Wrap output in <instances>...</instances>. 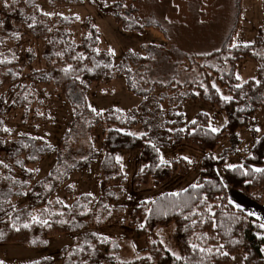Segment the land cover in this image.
<instances>
[{"label":"rangeland","instance_id":"obj_1","mask_svg":"<svg viewBox=\"0 0 264 264\" xmlns=\"http://www.w3.org/2000/svg\"><path fill=\"white\" fill-rule=\"evenodd\" d=\"M236 19L240 25L233 44L238 47L222 50ZM258 38L264 39V0H35L31 7L27 0H0V60L12 64L0 68V127L11 129L0 139V153L13 159L22 171L16 180L0 176V198L23 199L18 204L26 209L18 213V221L15 217L17 223L28 217L30 210H39V215L52 222L51 228L32 225L17 242H0V260L30 264L51 257L55 264H71L79 253L91 264H100L103 253L95 246H85L99 236L115 243L113 253L120 263L143 257L145 250L151 252L153 240H163L165 248L181 254L174 237L175 224L158 228L154 237L136 239L134 229L140 228L145 218L136 220L134 211L143 201L177 193L201 180L200 163L205 153L185 141L173 144L176 128L170 121L176 122L178 113L186 125L199 113H207L209 122L221 130L229 122V112L241 117L245 127L232 134L225 132L214 156L234 164H243L250 156L256 140L264 136V107H258L264 105L260 92L264 91V41L261 45ZM62 43L68 63H74L73 57L81 53L88 63L78 59L75 70L67 74L62 68L65 64H50ZM254 43L257 46L251 48V55L260 64L252 58L239 61L237 49L247 50L244 45ZM93 48H99L100 55ZM109 48L115 50L114 57L107 55ZM109 63L112 67L103 66ZM81 69H91L103 79L90 83L82 77ZM237 72L255 84L234 95L226 80ZM65 81L73 82L64 90L61 85ZM213 81L224 95H233L237 101L230 105L221 100L218 106L207 102ZM72 93L86 97L103 115L93 113L82 100L75 103ZM253 111L246 121L244 113ZM74 116L91 132L83 168L69 173L74 158L63 154L59 144L63 139L67 144V137L68 141L72 137L67 129ZM257 127L260 132L254 130ZM169 128L174 131L168 132ZM112 131L147 132L141 139L155 142L165 159L173 163L188 156L193 163L186 174L183 169L173 170L157 184L140 175L145 144L133 147L131 142L116 153L124 158L125 179L119 165L107 157L106 142ZM26 134L43 139L21 138ZM217 169L225 181L224 168L218 165ZM69 184L75 188L70 189ZM229 189L231 196L241 193ZM25 192L27 196L21 195ZM89 192L94 200L85 195ZM57 197L71 207L57 204ZM104 205L111 209V216ZM44 208L65 215L49 216ZM59 219L69 223H55ZM0 234L5 236L2 225ZM233 257L232 264H244L242 253Z\"/></svg>","mask_w":264,"mask_h":264},{"label":"trees","instance_id":"obj_2","mask_svg":"<svg viewBox=\"0 0 264 264\" xmlns=\"http://www.w3.org/2000/svg\"><path fill=\"white\" fill-rule=\"evenodd\" d=\"M34 1L35 0H27V3H29L31 7L34 4ZM239 2L240 0H238V3ZM239 25H240L239 20L236 19L235 26L233 27L230 34L226 38L222 46V50L234 49L232 45L235 36L238 32ZM40 29H41L40 31L42 32L43 29L42 28ZM259 38L256 40V42L262 45L264 43L263 42L264 39L263 41H261L260 40L261 38L260 39ZM256 44L257 43H254L249 47H246L247 50H244L243 48L237 49L239 61L245 58H252L254 61H256L257 65L260 64L259 61L251 55L252 53L251 48L256 47L257 46ZM63 46L64 43L58 46V48H60V52H59L60 55L56 54V58H54L53 60L51 59L50 64L60 67H62L63 64H65V66L62 67L64 69L68 65H72V66L75 65L74 63H77L78 59H75L74 63H68V61L65 59L67 52ZM76 51H78V49H76ZM69 53L72 55V52ZM87 61H88L87 59L80 60V62H85V63ZM11 65H12L11 63L7 64V62L0 63V68L10 67ZM260 69L261 70L263 69L261 65H260ZM81 75L82 77L86 78L90 83H94V82L98 83L101 82V80L103 79L100 76H98V74L95 71L93 70L89 71V69L83 70ZM69 82H73V81H69ZM69 82L65 81L64 83H62L61 85L62 89L65 90L66 85ZM226 83L228 86L234 88L235 90L233 92L234 95L236 94L239 95V93H241L243 89H246L249 86L255 84L254 82L248 81V83L243 84L242 88L240 89L235 88L234 85L240 83L235 79V73H232L229 76V78L226 80ZM260 92H262V95H264L263 90H261ZM71 99L75 103H78L79 101L82 100L85 107H88L89 105L86 97H81L79 94L72 93ZM220 101L221 99L219 95L216 94L215 89L211 90V100L210 101L207 100V102L218 106ZM236 101H237L236 97H233V100L229 102V104L232 105ZM261 106L264 107V105L262 104L258 107ZM256 111L244 113L246 117L245 118L246 121L248 119V116L251 115L252 113H255ZM240 118H235L233 116V113L229 112L228 113L229 122L227 126L224 127L218 134H212L208 132V124H209L208 115L204 116L201 115V113H199L196 116L195 119L197 120L196 125H192L191 123L186 125L182 114L178 115L177 121L173 123V127H175L176 129H180V128L188 129V131L182 133L178 131H174L173 144L181 143L185 141L188 144L197 147L199 150L205 153L200 163V168H201L200 182L203 183L206 181H212V183L215 184V187H212V185L206 183L205 189L195 194L200 198H202L203 194L206 192L210 197L209 200L210 203H212L213 205L217 203L221 204L220 208L214 207L213 210L217 212L218 221L222 224V227L218 229H213L208 224H200V223H197L195 227H192L191 220L185 221L183 219V216L188 214L189 209L184 208L183 211H181L180 207L172 206L174 203L182 206L185 202H189L192 207L195 206L194 203H191L189 199L190 196L194 194L193 190L190 187H188L187 192H185L184 190L177 192L180 193L179 196H173L172 193H163L160 196H158L156 199L152 200V201H156L155 204L152 203L145 204L144 203L145 201H143L140 204V206L136 208V210L134 211V218L136 220H142L146 218V216H148L147 214L148 208H151L153 210L152 215L148 216L146 228L143 230L140 228L134 229V237L136 239H140L143 237L151 238L155 236L154 235L155 231L158 228L170 224H175L176 225V230L174 235L175 241L179 247L181 253L180 255L185 257L186 259L181 261H176L174 257H172L170 252L165 251V247L163 244L160 243V241L154 240L156 241V243L155 244L151 243L150 245L151 252L145 250L144 252H146L147 254L142 257L143 259H137L131 262H124L123 264H232V257L241 253L244 255V257L247 256V259L244 258V264H264V251H261V249H264V240H261L257 237L258 229L255 226V223L253 222L255 218L248 217L246 218V222L236 223L231 219V216L233 215V213H235V210L227 205V199L229 198L228 197L229 187L240 191L243 195L255 200L256 202L259 203L261 202L262 195L264 194V175H261L259 173H251V169L254 167L264 168V136H261L256 140V143L251 150L250 156L244 160L243 165L250 172V175L248 176L241 175L239 171L228 170L225 167V161H226L225 159H221L219 161L217 159H211V157L214 156L215 151L219 147L220 140L225 132L228 131L229 133L232 134L235 133L240 128L245 127V125L242 123ZM76 120L77 119L74 116V118L71 120L68 126L67 129L68 130L67 133H69L68 136L72 135L71 138L69 137V141L67 137L68 143L66 144L65 140L63 139L59 144L60 148H63L61 149L63 150L62 152L63 154L65 155L66 153L67 155L71 154V156L74 158V161H72V166L68 171L69 173L83 168L84 163L82 161H84L83 158L85 157L86 152L88 150V143L86 140L91 132V130L88 129L86 130L82 125H79L76 122ZM3 128L5 127L4 126L0 127L1 140L2 138L6 137V132L2 130ZM192 129H195V132L190 134ZM73 137L74 140L73 142H71ZM21 138H27L39 142V140L32 139V136H30L29 134L21 135ZM142 141L143 139L141 138L138 139L133 136L126 135L125 133H118L112 131L108 136V140L106 142V149L108 150L107 157L108 159L109 158L112 159L113 157H115L118 150L125 149L124 146L131 142L135 143L132 145L133 147H137L136 145L141 146L142 143H144L145 145L141 151V159L144 165H151L152 168L147 169L144 174H140V175L142 176L145 175L147 179L154 180V182L158 184L161 183L162 181H165L170 176V173L173 170L183 169L182 171L183 174H186L188 172L190 165L184 160L174 161L171 167H164V166H161L159 168L155 167V165L158 163L157 153L153 151V149L150 147V145L147 142L145 141L142 142ZM112 160L114 161V159ZM0 161L3 162L0 163V176L9 175L11 178L15 180L19 179V175L22 173V171L18 166L14 164L13 159L8 157L6 159V156L0 153ZM4 165H7V167H5ZM218 165L224 168L225 179H226L224 183L227 185L226 188H222V186L219 184V180L221 179V176H217ZM103 175H106L105 168L103 169ZM217 196L224 197L225 199L222 202L218 201L216 199ZM20 200L23 199L16 197H12L10 199L0 198V209H3V211H0V226L1 225L4 226V232H5V236L0 241L2 244L17 242L20 236L22 234L27 233L28 231V229L21 228V230L17 232L11 227V224L13 221H15V217L18 215V213L22 209H26V206L24 207L19 206L18 202ZM203 207L204 206L201 205L200 210H203ZM30 212H34L35 214H38L39 210H30ZM165 213L167 215H165ZM236 215H241V214L236 213ZM28 221H29V217H25L21 222L19 223L16 222V223L17 226L19 227L23 222H28ZM186 228L187 231H185ZM229 230H231L230 233ZM204 233H207L209 239L206 240L196 239V236L203 235ZM237 240H239L240 243H233V241H237ZM189 241L193 243H197L200 247L213 248V251H215V248L219 243H223L225 245L224 251H228L229 256L223 257L220 255H208L206 253H201L199 251H193L189 247V243H188ZM86 245H88V247L95 246L103 253L100 264H121L120 262L116 261V256L113 253L114 250L116 249L115 243L112 242L109 238L105 243H101L99 239H95V240H91L89 244H85V246ZM149 256H151V259H148ZM38 261L39 264H55V260L51 257L44 258ZM85 262L86 264H91L90 261L84 260V255L75 253L72 258L71 264H85ZM30 264H34V262Z\"/></svg>","mask_w":264,"mask_h":264},{"label":"snow or ice","instance_id":"obj_3","mask_svg":"<svg viewBox=\"0 0 264 264\" xmlns=\"http://www.w3.org/2000/svg\"><path fill=\"white\" fill-rule=\"evenodd\" d=\"M126 6V5H125ZM5 7H7V3H5ZM44 15H51V13H44ZM65 19H67L65 17ZM77 20L80 19L79 16L76 17ZM31 26V25H30ZM250 45L249 44H245L244 47H249ZM233 48L235 47H238L237 44H233L232 45ZM93 52L96 53V55H100V49L99 48H93L92 49ZM57 55H60L59 53ZM107 55L108 56H111V57H114L116 55L115 53V50L112 49V48H109L108 49V52H107ZM73 59H79V60H84V59H87V57H85L82 53L81 54H78L76 57H73ZM5 62H10V61H3V60H0V63H5ZM100 65L97 64V67H99ZM105 68H110L112 67V65L109 63V64H104L103 65ZM75 69L73 68L72 65H68L67 67H65L63 69V71L67 74V73H70V72H73ZM83 70V69H81ZM89 71H91V69H89ZM130 71V69H129ZM76 79H79V77L77 76ZM235 79L237 81H242V83H237L234 85L235 88L237 89H240L243 87V84H246L248 83V81L246 80H243L242 76L237 72L235 74ZM81 83H84L82 80H81ZM257 83H259V81H257ZM201 87H204V90L205 92L208 91V88L204 85H201ZM211 88L215 89V92L216 94L219 95L220 99L225 102V103H229L233 100V97L232 96H228V95H224L220 88L216 85V83L213 81L212 84H211ZM196 95H199V93H196ZM27 98V97H25ZM89 109L95 113L96 115H103V111H98L96 108L92 107L90 104L88 105ZM239 111H243V109H238ZM115 111L117 112H120L122 111L121 109H116ZM38 115H43V113H38ZM179 115V113H178ZM201 115H204V116H207L208 114L207 113H201ZM171 123H175L174 121H170ZM0 123H2V121H0ZM227 123V122H225ZM191 124L192 125H196L197 124V120L193 119L191 120ZM4 132H8L10 133L11 132V129L5 127L2 129ZM256 132H260L261 129L260 128H255L254 129ZM116 131H122V129H116ZM174 130L169 128L168 129V132H173ZM175 131H178V132H185V131H188V129L186 128H180V129H176ZM221 131V128L219 127H215L213 126V124L211 122H209L208 124V132L212 133V134H218L219 132ZM195 132V129H192L190 134L194 133ZM126 135H129V136H133V137H138V138H143V137H146L148 135L147 132H142V133H134V132H126L125 133ZM207 134V133H206ZM238 135V134H237ZM32 139H43V137H32ZM148 144L150 145V147L153 149L154 152L157 153V156H158V163L155 165V167L159 168L161 166H164V167H171L172 166V162L165 159L163 153L161 152V149L160 147L155 143L153 142L152 140H148ZM50 147V145H49ZM237 151H240V149H237ZM32 159H35V157H32ZM112 159H114L115 161V164L119 165V168H120V171L121 173L124 174V178L126 179L127 178V174L126 172H124V169H125V165H124V158L120 155H116L115 157H113ZM180 159L186 161L189 165H191L193 163V161L188 157V156H183L181 157ZM211 159H223V157H216V156H212ZM0 163H3L2 161H0ZM5 167H7V165H4ZM225 167L228 169V170H231V171H239L241 175L243 176H248L250 175V172L248 169L245 168V166L243 164H234V163H228L225 161ZM152 168L151 165H144L143 167L140 168V174H144L145 171L147 169H150ZM25 171H28V172H39L40 169H25ZM251 173H259L261 175H264V168H258V167H254L251 169ZM52 174L49 173V176H51ZM217 176H220V172L218 171L217 172ZM59 177H54V179H58ZM210 184L212 185V187H215V184L212 183V181H206V182H200V181H196L194 183H192L189 187L193 190V195L190 196V202L191 203H194V207H192L190 205L189 202H185L182 206L181 205H178V204H173L172 206L173 207H180L181 208V211H183L184 208H188L189 211H188V214L187 215H184L183 216V219L185 221H189L191 220V226L192 227H195L197 225V223H200V224H208L211 226V228L213 229H218L220 227H222V224L218 221V217H217V212L214 211V207L215 208H220L221 207V204L220 203H217L215 205H213L212 203L209 202L210 200V197L209 195L205 192L202 196V198H200L199 196H197L195 193H198L202 190L205 189V184ZM219 184L222 186V188H226L227 185L224 183L223 179L221 178L219 180ZM48 187V191H51V187L50 186H47ZM68 187L70 189H74L75 188V185L73 184H69ZM185 192L188 191V188H185L184 189ZM21 195H25L27 196L28 193H21ZM87 197H92V199L94 200L95 197L93 196V194L91 192L89 193H86L85 194ZM173 196H179L180 193H172ZM216 199L218 201H223L225 198L224 197H221V196H217ZM57 204H60L62 205L64 208H70L71 206L66 204L63 200H61L59 197H57L56 201H55ZM10 203V201H9ZM49 204L52 203V201H48ZM89 203H91V200L89 201ZM145 204L147 203H152V204H155L156 201H145L144 202ZM201 205H203V210H200L201 208ZM227 205L234 209L235 210V213H233V215L231 216V219L236 222V223H244L246 222V218L248 217H254L255 220L253 221L255 223V226L257 227V229H259L258 233H257V237L261 240H264V216H260L258 215L257 213L253 212V211H248L246 210L244 207H242L241 204L239 203H236L234 200H232L231 198H228L227 199ZM15 207V206H13ZM81 207L83 208H87V205H82ZM104 207L106 209H108V206L107 205H104ZM90 211V209H88ZM0 211H3V209H0ZM44 212H47L49 214V216H60V217H63L65 215L64 212H51L48 208H44L43 209ZM152 212L153 210L151 208H148L147 209V214L148 216H151L152 215ZM236 213H239L241 215H236ZM80 215H87V212H80L79 213ZM112 212H111V209H108V215L111 216ZM165 215H167L165 213ZM148 216H146L145 218V223H141L139 225L140 229H145L146 226H147V219H148ZM28 217H29V221L28 222H23L19 227L17 226V223L16 221H18L20 219L19 216L16 217V221H13L12 224H11V227L19 232L21 230V228H24V229H29L31 228V226L33 224H39L43 227H48V228H51L52 226V222H50L49 219L47 218H43L42 215H38V214H35L34 212H30L28 213ZM198 218V219H196ZM96 220H97V223H100V218L97 216L96 217ZM55 223H58V224H61V225H66L69 223L68 220H65V219H59L57 221H55ZM185 231H187V228L185 229ZM231 230H229V233H230ZM93 236H97V233H92ZM219 235V233H218ZM0 238H2V234H0ZM98 239L100 240L101 243H105L107 242L108 240V237L106 236H99ZM196 239L197 240H206V239H209V237L207 236V233H204L203 235H198L196 236ZM33 243H35V241H33ZM43 243H48L47 241H43ZM153 244L156 243V241H152ZM161 244L164 243L163 240L160 241ZM189 243V247L193 250V251H199L201 253H206L208 255H220V256H223V257H228L229 256V252L228 251H224V248H225V245L223 243H219L216 248H215V251H213V248H205V247H200L197 243H193L191 241L188 242ZM233 243H240L239 240L237 241H233ZM133 248H135V245H133ZM79 251H83L84 249L83 248H79L78 249ZM165 251L167 252H170L172 257H174V259L176 261H181V260H185L186 258L181 256L180 254L172 251L171 249H168V248H165ZM261 251H264V249H261ZM69 255H73V253H69ZM138 259H143L142 257H138ZM148 259H151V256L148 257ZM233 260H235V257H232ZM245 259H247V256H245ZM0 264H5V261L3 260H0ZM34 264H39V261H36L34 262ZM86 264V262H85ZM121 264H123V262H121Z\"/></svg>","mask_w":264,"mask_h":264},{"label":"crops","instance_id":"obj_4","mask_svg":"<svg viewBox=\"0 0 264 264\" xmlns=\"http://www.w3.org/2000/svg\"><path fill=\"white\" fill-rule=\"evenodd\" d=\"M231 188V187H229ZM228 188V189H229ZM236 190V189H235ZM238 191V190H236ZM233 196L230 195V189L228 193V197L234 200L236 203H239L248 211H253L260 216H264V194L262 195L261 202H256L255 200L246 197L245 195L238 192H234Z\"/></svg>","mask_w":264,"mask_h":264}]
</instances>
